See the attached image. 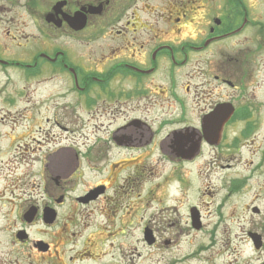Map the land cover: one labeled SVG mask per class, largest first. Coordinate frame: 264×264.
I'll return each instance as SVG.
<instances>
[{"label": "flooded vegetation", "instance_id": "1", "mask_svg": "<svg viewBox=\"0 0 264 264\" xmlns=\"http://www.w3.org/2000/svg\"><path fill=\"white\" fill-rule=\"evenodd\" d=\"M247 14L234 0H0V264H104L124 227L111 230L119 209L106 206L142 184L120 172L156 155L190 164L234 148V125L252 132L255 106L237 107L234 90L261 49L234 54V38L253 27L264 47V26ZM69 199L101 221L64 218ZM86 229L81 250L63 249Z\"/></svg>", "mask_w": 264, "mask_h": 264}, {"label": "rangeland", "instance_id": "2", "mask_svg": "<svg viewBox=\"0 0 264 264\" xmlns=\"http://www.w3.org/2000/svg\"><path fill=\"white\" fill-rule=\"evenodd\" d=\"M242 2L248 19L264 26V0ZM259 42L253 27L234 38V54L247 48L261 49L248 57L253 60L251 84L234 90L240 94L235 100L237 107L255 106L252 132L242 137L239 133L242 125H234V135L228 134L224 142L228 145L234 136V148L221 151L203 148L190 164L178 165L156 155L154 166H138L120 172L118 181L133 177L142 184L133 196L122 198L119 207L113 202L106 206L111 212L119 209L117 216L111 219V230H118L119 225L124 227L112 234L108 254L103 255L104 264L106 260L110 264H169L187 257L190 259L185 260V264H261L264 261V248L256 249L249 237V233H256L264 238V47L258 45ZM22 43L26 46L21 50L33 46L32 41ZM199 109L202 110V105L197 107L190 103L187 119L195 121ZM238 186L241 187L238 189ZM192 208L196 209L201 224L198 231L191 228ZM255 208L259 213H254ZM69 209L73 210L67 212ZM90 209L69 199L62 206V214L66 218L74 213L71 219L75 225L88 226L91 218L101 221L96 213L93 217L87 216ZM145 226L151 231L158 229L153 233L158 244L145 243ZM88 234L90 229L78 233L79 236L71 239L74 243L66 244L63 249L81 250ZM166 239L171 242L168 246L163 244Z\"/></svg>", "mask_w": 264, "mask_h": 264}, {"label": "water", "instance_id": "3", "mask_svg": "<svg viewBox=\"0 0 264 264\" xmlns=\"http://www.w3.org/2000/svg\"><path fill=\"white\" fill-rule=\"evenodd\" d=\"M244 22H245V20H244ZM220 108H223V107H219L218 109H216L215 112H214V114H215V113H219V112H224V111H225V113H224V114H226L225 116H228V115L230 116V115H231L232 110H228V109L225 110L224 108H223V110H222V109H220ZM229 116H228V117H229ZM226 119H227V117H225L223 121L225 122ZM254 211H256V209H254ZM190 214H191L192 224H193L194 226L198 227V226H199V220H198V215H197L196 210H195L194 208H192L191 211H190ZM250 237H251V239H252V242H253L254 247H255L256 249L259 248V247H260V236H258V235H256V234H250ZM144 239H145L148 243L152 241V238H151L150 232H148L147 230H145V232H144ZM263 264H264V263H263Z\"/></svg>", "mask_w": 264, "mask_h": 264}, {"label": "trees", "instance_id": "4", "mask_svg": "<svg viewBox=\"0 0 264 264\" xmlns=\"http://www.w3.org/2000/svg\"><path fill=\"white\" fill-rule=\"evenodd\" d=\"M234 4L238 5V9L241 10V8L244 7L242 0H234ZM241 18V15H240ZM262 33H264V30H262Z\"/></svg>", "mask_w": 264, "mask_h": 264}]
</instances>
